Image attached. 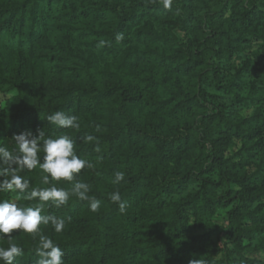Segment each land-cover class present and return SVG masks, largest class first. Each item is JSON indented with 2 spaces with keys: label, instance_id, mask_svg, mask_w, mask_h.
Masks as SVG:
<instances>
[{
  "label": "trees",
  "instance_id": "obj_1",
  "mask_svg": "<svg viewBox=\"0 0 264 264\" xmlns=\"http://www.w3.org/2000/svg\"><path fill=\"white\" fill-rule=\"evenodd\" d=\"M55 111L80 128L49 122ZM41 131L74 140L93 164L75 180L101 201L44 203L66 221L41 225L64 264H264V0H0V146ZM12 169L30 188L0 202L38 206L32 188L75 183L3 163L0 180ZM10 235L13 264H36L39 235Z\"/></svg>",
  "mask_w": 264,
  "mask_h": 264
},
{
  "label": "clouds",
  "instance_id": "obj_2",
  "mask_svg": "<svg viewBox=\"0 0 264 264\" xmlns=\"http://www.w3.org/2000/svg\"><path fill=\"white\" fill-rule=\"evenodd\" d=\"M163 8L171 10L174 0H159ZM123 39V34L116 35L117 42ZM107 42L101 40L98 47L105 46ZM48 121L60 128L79 129L80 122L76 115H66L63 111H55L47 117ZM18 148L16 153L9 151L6 147L0 146V163L19 166L21 169L27 168L29 171L39 167L43 173V183L49 184L51 181H73L81 173L82 169L92 168L93 164L77 155L75 142L69 135H60L56 138H44V132L39 136L31 133H21L14 136ZM87 141H92L95 137L86 136ZM42 141V143H41ZM43 152L41 160L40 153ZM96 151H99L97 147ZM7 174L9 169H4ZM125 180V173L117 171L114 173V184H119ZM30 188V181L17 175L15 169L11 170V178L0 180V191L10 190L25 192ZM91 187L88 183L75 180L71 191L63 187H57L52 183L46 188H32L27 192L25 199L38 200V206H22L15 202H0V234L9 238L7 248L0 247V261L3 264H13L16 257L23 254V249L16 243L11 242V235L15 230L25 233L39 235V246L36 253L39 257L36 264H64L65 255L63 249L56 244L52 238L43 234L41 225L51 224L56 233H60L66 226L63 218L54 215H43L45 202L51 201L52 205L59 208L67 205L70 196L75 195L80 200L89 202V210L96 213L100 210L101 201L95 196H89ZM109 198L113 203L118 204L119 212L124 213L128 207V202L123 200L120 192L109 193ZM189 264H205L200 259H193Z\"/></svg>",
  "mask_w": 264,
  "mask_h": 264
}]
</instances>
